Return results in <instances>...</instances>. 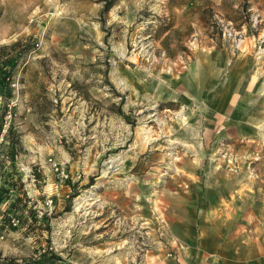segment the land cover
<instances>
[{
    "label": "rangeland",
    "instance_id": "374dc122",
    "mask_svg": "<svg viewBox=\"0 0 264 264\" xmlns=\"http://www.w3.org/2000/svg\"><path fill=\"white\" fill-rule=\"evenodd\" d=\"M46 255L264 264V0H0V264Z\"/></svg>",
    "mask_w": 264,
    "mask_h": 264
},
{
    "label": "trees",
    "instance_id": "16d2710c",
    "mask_svg": "<svg viewBox=\"0 0 264 264\" xmlns=\"http://www.w3.org/2000/svg\"><path fill=\"white\" fill-rule=\"evenodd\" d=\"M93 181L91 180V184H93L92 183ZM77 194L76 193H72V195H71V197H72V199L76 196ZM71 199V200H72ZM71 206H68L67 208L69 209ZM67 209V210H68ZM54 257H53V255L51 256V257H47V255L46 256H44L42 259H40L39 261H38V263L37 264H45V263H47V262H51V261H53L54 259H53Z\"/></svg>",
    "mask_w": 264,
    "mask_h": 264
}]
</instances>
